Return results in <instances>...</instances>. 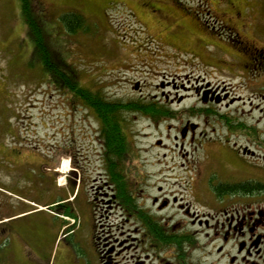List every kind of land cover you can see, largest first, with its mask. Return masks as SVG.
<instances>
[{
	"label": "rangeland",
	"instance_id": "rangeland-1",
	"mask_svg": "<svg viewBox=\"0 0 264 264\" xmlns=\"http://www.w3.org/2000/svg\"><path fill=\"white\" fill-rule=\"evenodd\" d=\"M35 5V17L56 61L75 72L80 87L100 93L106 102L94 109L62 89L34 55L21 1L0 0L1 264H98L95 227L101 232L112 222L104 217L107 209L100 202V213L94 215L92 198L114 193L110 186L119 189L124 180L132 184L136 175L104 168L99 142L103 137L94 112L104 111L109 127L97 118L102 127H113L110 137L118 139L114 120L128 106L125 102L136 107L132 103L141 101V89L145 96L160 93L163 87L172 92L171 98L176 93L184 96L172 107L167 123L150 127L147 120L130 116V143L139 134L141 144L148 147L160 138L170 146L176 128L184 127L188 119L199 123L200 131L212 136L209 140L229 138L227 120L221 122L214 114L190 117L188 112L201 107L195 93L198 78L227 87L230 97L239 100L229 108L213 105L211 110L257 130L256 146L244 133L231 137L240 147L256 150L251 166L264 183V69L257 66L259 62L264 66V0H36ZM69 12L83 15L89 32L67 33L60 17ZM253 57L259 61L254 63ZM110 151L117 160L119 152ZM63 161H69L74 171L65 174ZM127 161L136 166L139 159L133 162L131 156ZM240 167L244 169L243 164ZM172 178L170 187L184 188L183 180ZM193 190L195 209L216 215L213 205L200 202L204 189L195 182ZM111 216L118 217L113 224L129 231L131 239L138 237L135 219L119 208L112 209ZM237 241L231 240L223 254H235ZM202 246L192 253L190 264H229L228 258L219 260L215 250ZM149 254L150 259L141 253L136 258L158 264L155 253Z\"/></svg>",
	"mask_w": 264,
	"mask_h": 264
},
{
	"label": "flooded vegetation",
	"instance_id": "flooded-vegetation-1",
	"mask_svg": "<svg viewBox=\"0 0 264 264\" xmlns=\"http://www.w3.org/2000/svg\"><path fill=\"white\" fill-rule=\"evenodd\" d=\"M251 61L258 62L259 58L253 57ZM259 63L260 66H257L264 69L262 63ZM229 77L235 78L234 75ZM196 84L195 93L201 107L199 110H188L189 116L202 118L214 114L221 122L227 120L224 126L231 136L244 133L250 138V144L256 146L257 130L254 127L243 126L235 118L226 119L211 110L213 105L219 109L229 108L239 99L231 98L226 92L227 87L214 86L204 78H198ZM173 88L176 90L177 87ZM171 95L172 92H166L165 87L160 93L155 91L154 95L146 96L141 89V101H138L137 106L142 109L131 113L128 109L129 101L125 102L123 105L129 106H125L124 111L114 120L118 135L116 146L112 145L110 137L113 127H102L94 112L100 124L99 135L103 137L99 142L105 161L104 168L121 175L127 172L136 175L132 184L127 179L123 181L122 188L110 186L115 194L105 191L101 194L104 198L99 195L92 198L94 215L100 213V202L107 209L104 217L112 222L104 226L107 230L101 232L95 227L94 246L98 264H137L139 261L138 264H143L145 262L141 261V256H136L139 253L146 254L145 259H150L149 252L155 253L158 264H190L192 253L201 250L203 244L205 248L215 250L219 260L228 258L229 264H264V183L259 181L251 166V160L257 155L256 150L250 145L240 147L231 136L224 137V141L209 140L212 136L200 131L201 125L192 119H188L184 127L176 128L170 146L166 144L165 138H160L144 147L139 134L134 144L133 141L130 143V116L134 120H147L150 127L167 123L173 117L172 107L184 100V96L179 93L174 94L173 98ZM145 109L155 114L148 115ZM166 129L172 130L173 127L167 126ZM131 145L132 153L129 151ZM110 148L119 152L118 156L115 155L116 162L113 161L114 155H110ZM131 156L133 162L139 159L138 165H129L127 160ZM119 161L122 165L112 166ZM240 164L244 165V169ZM172 175H176L175 182L177 179L184 181L183 189L170 187ZM195 182L204 189L205 197L200 202L213 205L212 209L217 210L216 215L201 214L195 209ZM115 208L138 222L139 229L134 231L137 238L131 239L129 231L113 224L118 220V217L111 216V210ZM218 217L222 219H216ZM231 240H238L235 254H223ZM215 242L218 245L214 247Z\"/></svg>",
	"mask_w": 264,
	"mask_h": 264
},
{
	"label": "trees",
	"instance_id": "trees-1",
	"mask_svg": "<svg viewBox=\"0 0 264 264\" xmlns=\"http://www.w3.org/2000/svg\"><path fill=\"white\" fill-rule=\"evenodd\" d=\"M20 1H21V7H22V11L25 17V21L29 28V33L32 36L34 43H35L34 55L39 58V60L43 64L44 69L49 74L52 75L54 81L56 83H59L62 89H67L69 91H72L74 95L82 97L83 102L86 103L89 107H94L95 109L96 104H98L99 106L100 104L105 103L106 99H103L100 93H93L90 90L84 89L79 86L76 74L73 70H71V68H69V66L60 65L56 61V55L48 41L44 28L42 27L40 22L35 17L34 9L36 8V5H35L36 0H20ZM60 21L62 25L64 26V29L69 34H77L78 32L87 33L90 30V27L88 26V21L86 20V18L83 15L78 14V13H74V12L65 13L60 17ZM137 103H132V105L137 106ZM115 108H116L115 106L112 107V110L115 111ZM128 109L136 110V109H142V108L140 106H137V107L129 106ZM144 111L148 115L155 114V112L148 110V109H145ZM103 112L104 111H101V109L96 108V113L98 117H102L103 118L101 119L102 122L108 126V123L106 122L105 117H104L105 113ZM116 139L117 138H112L113 146L115 145V141H117ZM115 162L113 164H115L116 166L117 163ZM117 176H120V175L114 174V177H117ZM120 186L121 185L119 184V187ZM1 263H2V258L0 257V264Z\"/></svg>",
	"mask_w": 264,
	"mask_h": 264
},
{
	"label": "bare ground",
	"instance_id": "bare-ground-1",
	"mask_svg": "<svg viewBox=\"0 0 264 264\" xmlns=\"http://www.w3.org/2000/svg\"><path fill=\"white\" fill-rule=\"evenodd\" d=\"M68 163H69V161H68V162H67V161H63V165H64V166H63V170H64V173H65L66 171H68V169H69V171H71V167H70V165H69ZM69 171H68V172H69ZM58 172H59V170H58ZM68 172H67V173H68ZM61 174H62V173H61ZM65 174H66V173H65ZM62 175H63V174H62ZM63 177H64V176H63ZM61 178H62V176H61ZM61 178H60V179H61ZM64 178H65V177H64ZM61 180L64 181L63 178H62ZM62 185H63V186L66 185V179H65V183L62 184ZM67 219H68V218H67ZM69 220H72V219H69ZM72 221H73V220H72Z\"/></svg>",
	"mask_w": 264,
	"mask_h": 264
},
{
	"label": "water",
	"instance_id": "water-1",
	"mask_svg": "<svg viewBox=\"0 0 264 264\" xmlns=\"http://www.w3.org/2000/svg\"><path fill=\"white\" fill-rule=\"evenodd\" d=\"M138 88V86H136V89Z\"/></svg>",
	"mask_w": 264,
	"mask_h": 264
}]
</instances>
